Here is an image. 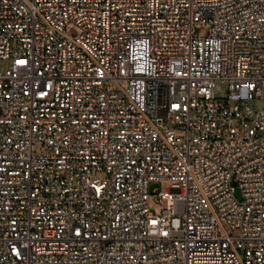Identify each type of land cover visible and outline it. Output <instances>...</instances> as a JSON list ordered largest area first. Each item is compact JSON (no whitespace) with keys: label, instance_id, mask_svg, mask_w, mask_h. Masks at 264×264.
I'll return each mask as SVG.
<instances>
[{"label":"built area","instance_id":"2783aa9c","mask_svg":"<svg viewBox=\"0 0 264 264\" xmlns=\"http://www.w3.org/2000/svg\"><path fill=\"white\" fill-rule=\"evenodd\" d=\"M0 264H264V0H0Z\"/></svg>","mask_w":264,"mask_h":264},{"label":"rangeland","instance_id":"374dc122","mask_svg":"<svg viewBox=\"0 0 264 264\" xmlns=\"http://www.w3.org/2000/svg\"><path fill=\"white\" fill-rule=\"evenodd\" d=\"M194 31L198 32L199 35L201 37L207 36L210 34L211 31V26L209 24H196L194 26ZM71 34H77V29L73 28L71 29ZM260 106H262V104L260 103ZM171 187V181L169 180H163V181H157V182H153L150 185V190L151 192H153L154 190H167ZM173 192H176L177 190L172 189ZM238 196H240L239 192L237 193ZM150 203L153 206V211L155 213H158L160 210V205L159 203L156 201V198L154 196H151L150 198ZM231 234H235L236 231L230 230Z\"/></svg>","mask_w":264,"mask_h":264}]
</instances>
